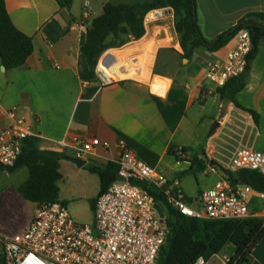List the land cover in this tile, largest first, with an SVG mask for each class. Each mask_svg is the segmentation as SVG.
<instances>
[{"label": "crops", "instance_id": "0c3cea01", "mask_svg": "<svg viewBox=\"0 0 264 264\" xmlns=\"http://www.w3.org/2000/svg\"><path fill=\"white\" fill-rule=\"evenodd\" d=\"M5 1L14 24L32 37L34 51L24 66L14 70L3 69L0 58V127L23 117L40 138L41 149L64 154L60 160L61 173L64 168L94 173L88 169L92 163L117 162L121 153L118 142L124 140L141 160L169 179H180L185 197L192 199L190 204L198 206L202 190L227 179L224 165L211 159L210 154L222 160L240 143L264 151V40L251 62L246 85L237 94L243 106L259 113V123L251 113L231 102L228 112L244 118L251 116L252 123L244 130L234 128L218 136L220 126L213 133L211 129L223 99L206 73L212 62L225 58L236 39L218 50L206 44L193 47L191 41H186L184 46L175 28L174 13L167 9L163 17L144 23L146 33L140 39L132 38L116 46V39L109 37V45L93 70L81 49L92 19L103 13L107 2L144 1L89 0L92 7L89 15L85 14V0H73L70 8L61 7L56 0ZM196 3L201 10L198 24L208 40L235 27L251 13H264V0H196ZM118 52L133 59L137 66L140 58L147 55V77L122 76L115 57ZM102 64L109 70L114 68L118 77L114 75L115 78L105 83L99 67ZM203 91L211 94L203 97ZM75 136L86 140L98 137L108 145L96 147L80 167L67 158L73 157L72 150L60 144ZM172 147L186 148L188 158L178 160L171 153ZM208 165L214 171L205 173ZM4 167L0 168V255L1 237L23 232L38 207L18 192V186L29 177L28 167L14 171ZM197 171L202 176L209 174L204 175L203 186ZM21 172L25 177L20 181L17 179ZM211 175L213 178L208 180ZM191 176L197 182L196 194L195 189L188 187ZM160 206L166 217L165 207ZM251 210L259 214L262 210V201L255 195ZM218 255L222 256L221 252ZM207 260L221 264L217 254ZM250 264H264V239L254 250Z\"/></svg>", "mask_w": 264, "mask_h": 264}, {"label": "built area", "instance_id": "2783aa9c", "mask_svg": "<svg viewBox=\"0 0 264 264\" xmlns=\"http://www.w3.org/2000/svg\"><path fill=\"white\" fill-rule=\"evenodd\" d=\"M85 14L91 13L89 0L84 1ZM166 8H155L144 16V23L150 24L163 17ZM253 48L249 30L238 33L234 46L224 59L212 62L207 78L218 88L227 81L246 72L248 55ZM101 70V69H100ZM105 83L111 77L101 70ZM203 91V97L208 96ZM14 115L13 112H10ZM253 118L232 113L220 122V134L245 129ZM256 129V126L253 125ZM38 136L23 117L6 127H0V164L14 166L23 149V140ZM214 138L210 139L213 144ZM60 144L72 150L73 157L87 160L100 145H108L95 137L86 140L75 136L71 141ZM120 157L118 178L108 189L97 197L93 224L77 222L61 202L38 205L34 218L27 228L14 235L1 237L5 264H157L161 247L165 244L169 228L166 217H161L155 205L160 203L139 182H146L159 188L167 201L181 213L198 218L242 219L248 216H264V191L251 185H233L221 179L198 196V206L187 202L180 179H169L156 167L141 160L124 140L118 142ZM211 159L219 160L225 168L237 172L253 169L264 174V151L240 143L230 156L220 160L213 154ZM189 151L177 147L178 160L186 159ZM210 160V159H209ZM214 171L211 165L205 173ZM262 201L261 213L251 210L253 196ZM221 264H236L233 257L219 256ZM196 264H211L205 257Z\"/></svg>", "mask_w": 264, "mask_h": 264}, {"label": "trees", "instance_id": "16d2710c", "mask_svg": "<svg viewBox=\"0 0 264 264\" xmlns=\"http://www.w3.org/2000/svg\"><path fill=\"white\" fill-rule=\"evenodd\" d=\"M61 7L70 8L73 0H56ZM171 7L175 14V28L182 35V45L191 41L193 47L208 45L218 50L236 39L242 30H249L253 48L248 55V67L245 73L233 77L223 87H219L221 99L229 97L238 108L252 114L256 123L260 115L257 111L243 106L237 94L246 85L251 62L264 40V13H251L239 23L219 34L215 39H206L200 30L196 0H149L142 3L107 2L101 15L92 19L87 29L86 41L82 51L91 69L96 70L102 52L108 47V38H115L116 46L132 38L140 39L146 33L145 14L155 8ZM34 51L31 36L25 34L14 24L5 0H0V58L7 70L24 66ZM177 147L171 148L176 155ZM186 149V148H184ZM64 154L54 150L40 148L38 136H28L23 140L22 154L14 166V171L22 166L29 169V177L18 186V192L25 199L42 203L61 202L60 200V160ZM203 166H205L203 164ZM0 168H5L0 164ZM88 169L100 178V191L92 201L95 209L97 197L105 192L118 178L119 164L111 161L105 165L92 163ZM227 179L238 185L244 181L258 191H264V174L253 169L233 172L222 167ZM147 189L166 209V221L169 234L161 247L157 264H196L201 256L209 259L220 253L229 243L236 247V264H250L254 250L264 239V217L248 216L242 219H215L191 217L174 208L161 190L146 182L137 183ZM187 202L192 199L185 197ZM62 203V202H61ZM0 264H5L4 253L0 255Z\"/></svg>", "mask_w": 264, "mask_h": 264}, {"label": "rangeland", "instance_id": "374dc122", "mask_svg": "<svg viewBox=\"0 0 264 264\" xmlns=\"http://www.w3.org/2000/svg\"><path fill=\"white\" fill-rule=\"evenodd\" d=\"M142 1L147 2L149 0H142ZM165 8L168 9L170 13H174V10L171 7H165ZM200 11L201 10L198 9L197 7L198 17L201 15ZM180 37H182L181 34H180ZM139 61L143 62V59L141 60L140 58ZM110 70H111V73L115 75V77H118L114 71V68L110 67ZM115 77H111V78H115ZM25 171L27 172L28 170H26L25 168ZM196 174L199 178L200 186H203L204 179H205L204 175H209V174L204 173L202 176L200 174V171H197ZM24 177L25 175L22 174L21 172L18 174L17 180L21 181ZM192 177L193 176L189 177L188 187L195 189V194H196L198 186H197V182ZM209 177L213 178V175L208 176L207 178L208 180H211V178ZM59 184H60V200L63 204L64 203L67 204L66 208L69 211V213L72 215V217L81 224H93L94 210L92 208V201L97 196L100 190L99 176L91 172L73 171L71 169L64 168L62 171V179L60 180ZM159 207H160V204L157 203L155 205L156 210H158ZM261 217H264V216H261ZM235 252H236L235 245L232 243H229L221 251V255L232 256V255H235Z\"/></svg>", "mask_w": 264, "mask_h": 264}, {"label": "bare ground", "instance_id": "6f19581e", "mask_svg": "<svg viewBox=\"0 0 264 264\" xmlns=\"http://www.w3.org/2000/svg\"><path fill=\"white\" fill-rule=\"evenodd\" d=\"M129 52H131L130 49H129ZM121 53L122 52H118L117 54H115V57L118 60L119 68H120V72H121L122 76H124V77H139V78L147 77L148 69H149L148 68V62H147V55L143 56V62L141 61L139 63L140 65L137 66L134 64L133 59H130L129 57L125 58ZM123 54H125V53H123ZM99 67L101 70L105 71V73H107V75L112 76V77L114 76V74L111 73V71L109 69H107L104 64H102L101 66L99 65Z\"/></svg>", "mask_w": 264, "mask_h": 264}, {"label": "water", "instance_id": "95a60500", "mask_svg": "<svg viewBox=\"0 0 264 264\" xmlns=\"http://www.w3.org/2000/svg\"><path fill=\"white\" fill-rule=\"evenodd\" d=\"M5 68L6 67L3 65V69H5ZM231 102L232 101H231V99L229 97L223 98L220 114H219L218 118L216 119V121L214 122V124L212 126L211 133H213L220 126L221 120L228 113L229 105H230ZM67 158L69 160H71L72 162L76 163L80 167L83 166L86 163L85 160H82V159H79V158H76V157L68 156ZM239 184L246 185L247 183L244 182V181H240ZM158 210H159L160 216L164 218L165 217V211H164V209L160 206Z\"/></svg>", "mask_w": 264, "mask_h": 264}]
</instances>
